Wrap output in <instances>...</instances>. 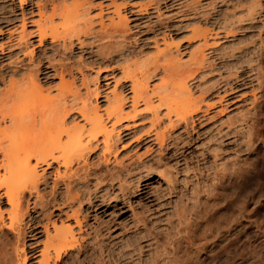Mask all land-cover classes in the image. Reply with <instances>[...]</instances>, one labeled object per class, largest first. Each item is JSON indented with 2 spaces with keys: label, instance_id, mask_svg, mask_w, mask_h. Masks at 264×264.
<instances>
[{
  "label": "bare ground",
  "instance_id": "1",
  "mask_svg": "<svg viewBox=\"0 0 264 264\" xmlns=\"http://www.w3.org/2000/svg\"><path fill=\"white\" fill-rule=\"evenodd\" d=\"M11 1L17 2L18 12L7 5L0 7V25L5 24V28L0 29V35L6 34L10 38L13 31L18 30L14 39L0 43V83L3 84L0 91V205L8 206L5 211L0 207V232L3 233V229L12 231L17 247L13 248L12 257L7 250L8 242L0 240V264H27L30 259L33 261L31 264H57L75 249L78 253L82 252L86 248V237L91 233L94 235L93 239L97 240L100 228L93 227L94 225L86 221V209L94 211L99 205L112 202L118 204L124 196L137 191L140 186V174L136 176L133 190L125 184V178L136 168L132 167L133 163L117 159L118 144L126 136L130 135L132 139L134 136L133 140L138 144L141 143L143 135L151 137L159 150H166L170 144L175 147L177 138H171L172 131L181 126L186 134L195 130L193 117L202 109L200 104L206 97L213 94L217 96L220 92L222 95L217 97L219 101L225 100L228 95L238 93V96H241L240 92L244 86L252 81L257 83L259 92L253 94L251 107L253 110L264 109V102L260 106L264 99V4H261V0H255L256 8L253 5L245 8V13L239 17H235L233 12L229 13L227 22L236 24L232 25L230 31L224 32L225 28L219 27L218 32L213 33L215 37L221 33L233 36L236 29L245 26L240 24L243 20L253 21L249 26L254 25L258 31L255 52L250 50L249 42L222 51L211 39L212 31L198 28L192 29L188 41L197 39L200 44L190 52L188 61L182 63L177 59L178 54L172 55L170 43H166L165 37L161 35L163 38L159 41H163L164 48L157 49L152 58L138 64L118 65L123 80L130 82V96L126 98L122 93H118L116 85L119 81L114 80V89L110 96H106L107 106L101 110V107L92 102V97L96 102L99 95L98 80L101 74L112 75L114 66H110L113 63L120 59L128 61L135 55L130 46L131 42L128 41L131 37L127 17L121 13L124 6L116 5L112 1L109 5L105 4L108 5L105 9L117 17L116 21L110 18V24L106 25L102 20L104 5H96L92 0H71L70 4H62V0H45V3L36 5V21L29 16L33 13L28 9L32 0ZM47 5H50L49 13ZM134 7L138 14L147 11V8L140 4ZM95 8L99 9L95 17L100 19L97 31L94 30L92 17L81 23V18L86 17ZM56 18L60 20L59 23H55ZM255 19H258V22H254ZM27 22L33 24L32 31L27 29ZM16 24L19 28H8L9 25L14 27ZM163 35L166 36L165 33ZM33 37L39 46H43L47 40L56 43V50L50 55L44 50H27ZM116 37H119V40L116 41ZM90 38L92 42L85 43V40ZM74 44L79 48L88 44L91 56L95 59L91 57L90 60H83L82 55H79L73 64L68 63L72 58ZM177 44H173L176 50ZM208 49L211 53L215 52L210 60L205 53ZM93 66H96L93 72L95 77L93 90H90L84 70ZM75 74L80 75L81 86L85 89L84 97L75 85ZM51 76L58 78L54 94L45 88V83ZM154 76L159 77V82L149 89L148 80ZM195 79L201 80L200 84L203 85L199 87L196 97L189 85V82ZM139 104L143 109H140ZM214 106L215 103L205 104V109ZM161 109L165 111L164 116L168 120V126L162 129ZM144 112L150 115L149 128L135 137L136 130L141 125L139 118L145 116ZM249 114L255 115V111ZM245 115L241 117L242 121L247 118ZM236 121L228 120V126ZM166 138L171 139L170 144H166ZM120 146L123 150L127 148L125 145ZM98 150L96 161L89 162L88 157ZM216 156L217 154L214 158ZM162 158L160 154L157 162ZM139 165L151 169L143 161H140ZM48 170H51L52 175L51 186L48 195L44 196L38 188L47 183ZM218 170L216 173H220L219 176L223 178L224 172H219L222 169ZM89 182H94L92 190L89 189ZM115 182L118 184L120 195L110 196L102 193L107 186L112 187ZM61 186L63 192H59ZM171 189L169 187V190ZM60 193L64 200L58 203ZM26 194L34 197V204H54L64 215V219H58L60 225L57 221L48 223L49 220H46L48 224H42L41 231H36L34 224L30 223H27L25 228L20 227L18 219L24 217L28 210V204L23 207ZM188 210L182 204L179 211L177 210V215L183 217ZM69 220L72 225L66 222ZM84 227L87 228L84 230L85 236L82 231ZM104 227L108 228V225L105 224ZM40 232L46 236L41 248L35 244ZM184 237L189 243L192 242L189 233ZM27 241L31 242L27 245ZM26 250L31 253L29 256ZM139 252L141 253L140 250ZM156 256L151 259L152 262L146 264H162ZM170 257L167 259L170 260ZM72 260L74 261L73 258ZM173 260L174 255L171 261L163 260V263L171 264ZM83 261L76 259L73 264Z\"/></svg>",
  "mask_w": 264,
  "mask_h": 264
},
{
  "label": "rangeland",
  "instance_id": "2",
  "mask_svg": "<svg viewBox=\"0 0 264 264\" xmlns=\"http://www.w3.org/2000/svg\"><path fill=\"white\" fill-rule=\"evenodd\" d=\"M92 1L96 5L98 3L104 5L102 20L106 25L110 24L108 21L110 18L115 21L117 19L114 14L105 9L110 1L116 5L124 6L121 13L127 17L131 37L128 41L131 42L130 46L135 51V55L130 60L123 61L120 59L110 66L112 68L114 66L112 75L104 76L105 73L101 74L98 80L99 95L97 101L95 102L92 97V102L101 107L100 110L107 106L106 96H110L115 81H119L116 85L117 92L122 93L126 98L130 96V82L123 80L119 66L138 64L152 58L157 49L164 48L163 41H159L163 37H165L166 43H170L172 55L178 54L177 59H180L182 63L188 61L190 52L200 44L197 39L192 42L188 41L192 29L199 28L212 31L210 32L212 33L211 39L216 43V47L222 51H228L247 42H249L250 50L253 49L252 51L255 52V48H257L258 31L254 25L249 26L253 23L250 20H243L240 24L245 26L236 29L233 36H225L223 33L216 37L213 35V33L218 32L217 28L219 27H224V32L230 31L232 25L235 26L236 24L227 22L229 21L228 14L233 12L236 14L235 17L241 16L245 13V8L252 7V5L256 8L257 2L255 0ZM62 2V4H70L71 0H62ZM43 3L45 0H32L28 6V9L33 11L29 15L33 21L38 19L36 5ZM107 3L108 5H105ZM139 4L147 8L145 13L138 14L135 12L134 6ZM261 4H264V0H261ZM3 5L19 11L15 1L13 3L11 0H0V7ZM47 6L49 13L50 5ZM97 13H99L98 8L92 9L86 17L81 18V23L88 17H92L94 30H98L100 19L95 17ZM59 22L60 20L56 18L55 23ZM254 22H258V19H255ZM26 27L29 31L34 29L30 22L26 23ZM4 28L5 24H1L0 29ZM8 28L14 30L19 28V25L16 24L14 27L9 25ZM17 31H13V36L10 38L14 39ZM161 33H165L166 36ZM10 38L6 34L0 35V43ZM115 40H119V37L118 39L116 37ZM90 41L92 42L91 38L85 40V43L90 44ZM88 44L83 48L74 44L72 58L68 63L73 64L72 62H75L79 55H82L83 60L92 59L91 48ZM173 44L178 45L177 50ZM32 48L36 52L44 50L47 55H50L56 50V43L47 40L43 46H39L33 37L27 50ZM209 50H206L205 53L210 60L215 52L211 53ZM95 67L84 70V77L90 90H93ZM75 76V85L84 97L85 89L81 86L80 75L75 74ZM158 82V76L150 77L148 80L149 89L157 85ZM200 82L202 83L199 79L189 82L194 97L203 87ZM2 85L0 83V91L3 88ZM57 85V76H51V79L46 81L45 88L54 94ZM257 92H259L257 83L252 81L244 86L240 92L242 97L238 96L237 93L228 95L225 100L219 101L217 97L222 95V92L217 96L213 94V96L206 97L204 102L200 104L202 107L200 112L194 114L193 126L195 130L186 134L181 126L172 131L171 138H177V146L175 147L170 144L171 139L169 138H166V144L169 143L171 146L169 145L170 147L168 146L169 148L167 147L166 150H159L158 145L151 137L143 135L141 143L138 144L134 142V136H132L133 139L130 135L126 136L118 144L117 159L118 161L133 163L132 167L136 168L132 174L125 178V184L129 188L133 190L136 185V176L138 174L142 176L139 180L138 190L124 196V199L118 204L112 202L103 206L99 205L94 211L86 209L85 212L88 215L86 221L92 226L94 225L93 227L98 226L97 228H100V236L95 240L91 233L86 237V248L82 252L78 253L75 249L69 253L70 255L64 256L60 263L71 264L73 258L74 261L76 259L84 260L80 264H146L149 261L152 262L151 259L159 254L160 256L156 257L162 264H164L163 260L171 261L173 255L174 260L171 264H264V109L253 110L251 107L253 94H257ZM263 102L264 99L260 102V106ZM204 103H215V106L206 110ZM126 105L128 106L129 103L127 102ZM139 107L143 109L141 104ZM160 111H162L160 114L162 118L160 128L162 129L168 126V120L164 116L165 111L163 109ZM253 111H255V115L249 114ZM144 113L145 116L139 118L141 125L136 130L135 137L143 134L149 128L150 115L147 112ZM243 115L247 118L242 121ZM228 120L236 122L228 126ZM120 145H125L127 148L123 150ZM97 154H99V150L90 158L88 157V161L95 162L96 157H98ZM160 154L163 158L158 163L157 157ZM215 154L217 156L214 158ZM140 161L150 166L151 169L142 168L139 165ZM217 169H222V171H218L224 172L223 178L219 176L220 173H216ZM47 173V183L38 188L44 196L48 195L51 186V170H48ZM170 177H172L171 180ZM93 185L94 182H89L90 190L93 189ZM169 187L172 189L169 190ZM62 190L63 186L59 187V192H63ZM104 190L102 193H107L110 196L120 195L117 182L112 187L107 186ZM60 194L58 203L64 200L62 193ZM23 200V207L28 204V210L24 217L18 219L20 221L17 223L22 228L30 223L31 225L34 224L36 231H41V227L48 220V223L54 220L60 225L58 219H64V215L54 204L51 206L49 204L44 205V203L38 204V202L34 204V197H29L27 194ZM182 204L187 210L189 209L183 214V217L180 214L177 215ZM0 207L3 211L8 210V206L5 204L0 205ZM4 221L7 223L8 220L5 218ZM66 222L72 223L71 220ZM105 224L108 225V228L104 227ZM85 228L82 229L83 232ZM3 231L4 234L0 232V240L8 242V253L14 257L13 250L17 247L15 235L8 229H3ZM186 233H189L191 243L185 239ZM83 235L85 236V232ZM45 240V234L40 232L35 244L41 248ZM30 242L27 241V245ZM95 242H97V246L100 245L95 246ZM26 252L27 256L31 254L28 250ZM169 257L170 260L167 259ZM32 262L30 259L27 264Z\"/></svg>",
  "mask_w": 264,
  "mask_h": 264
}]
</instances>
